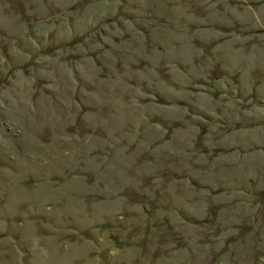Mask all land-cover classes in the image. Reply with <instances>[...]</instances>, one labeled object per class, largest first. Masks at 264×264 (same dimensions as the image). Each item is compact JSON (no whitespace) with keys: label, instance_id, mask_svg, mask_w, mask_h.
I'll return each mask as SVG.
<instances>
[{"label":"rangeland","instance_id":"1","mask_svg":"<svg viewBox=\"0 0 264 264\" xmlns=\"http://www.w3.org/2000/svg\"><path fill=\"white\" fill-rule=\"evenodd\" d=\"M0 264H264V0H0Z\"/></svg>","mask_w":264,"mask_h":264}]
</instances>
